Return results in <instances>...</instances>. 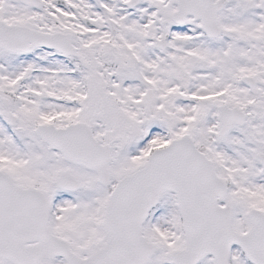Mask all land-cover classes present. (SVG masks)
Masks as SVG:
<instances>
[{"label": "snow or ice", "instance_id": "obj_1", "mask_svg": "<svg viewBox=\"0 0 264 264\" xmlns=\"http://www.w3.org/2000/svg\"><path fill=\"white\" fill-rule=\"evenodd\" d=\"M0 264H264V0H0Z\"/></svg>", "mask_w": 264, "mask_h": 264}]
</instances>
